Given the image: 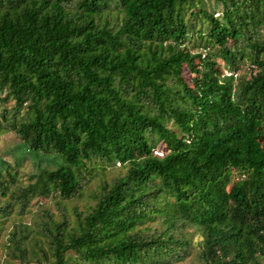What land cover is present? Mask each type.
<instances>
[{
	"label": "trees",
	"instance_id": "1",
	"mask_svg": "<svg viewBox=\"0 0 264 264\" xmlns=\"http://www.w3.org/2000/svg\"><path fill=\"white\" fill-rule=\"evenodd\" d=\"M212 1L0 0V264H264V0Z\"/></svg>",
	"mask_w": 264,
	"mask_h": 264
},
{
	"label": "rangeland",
	"instance_id": "2",
	"mask_svg": "<svg viewBox=\"0 0 264 264\" xmlns=\"http://www.w3.org/2000/svg\"><path fill=\"white\" fill-rule=\"evenodd\" d=\"M206 4L210 7L213 4V1L212 0H206ZM249 66H250L249 62L240 64L238 66V68L234 70V72L237 73L236 78H238L239 76L240 77L245 76V74L248 75L247 69ZM222 68H224V67H222ZM191 77L192 76L190 73H187V72L184 73V78H185L186 82L190 83ZM17 144H18V140L13 134H11V133L1 134V136H0V152H2L5 159L10 160L12 154H18L19 153V151H16V153L13 152L14 147ZM154 149H155L154 152L157 154L162 153L164 150L161 143L156 144V147ZM19 155H20V153L16 156H19ZM33 159H34L33 156L30 154L25 155L24 159H22V164L25 165V170L28 173H29L28 165H30V166L33 165V163H34ZM20 161H21V159L19 160V162ZM117 167H119V165H117ZM118 171H119L118 168L111 167V168H109L108 172L106 173V177L110 178L111 176L115 175ZM22 175L24 176V173H22ZM25 176H27V174H25ZM96 183H97V180H95V179H91L89 181V183L84 187L85 195H88L89 193L92 192L91 190H93L96 187ZM63 203L66 204L67 201H63ZM40 206H43V205L39 204V206H36V207H35V205H32L30 208L27 209V211H26L27 213L24 215V217L27 219L31 215V212ZM80 206H81V204H80ZM179 264H196V262H194L192 258L188 257L187 259H185L183 262H181Z\"/></svg>",
	"mask_w": 264,
	"mask_h": 264
},
{
	"label": "built area",
	"instance_id": "3",
	"mask_svg": "<svg viewBox=\"0 0 264 264\" xmlns=\"http://www.w3.org/2000/svg\"><path fill=\"white\" fill-rule=\"evenodd\" d=\"M224 73H225V74H228V75H230V74H232V73H233L234 75L236 74V73H234V72H232V71H229V70H227V69H224Z\"/></svg>",
	"mask_w": 264,
	"mask_h": 264
},
{
	"label": "clouds",
	"instance_id": "4",
	"mask_svg": "<svg viewBox=\"0 0 264 264\" xmlns=\"http://www.w3.org/2000/svg\"><path fill=\"white\" fill-rule=\"evenodd\" d=\"M224 69H226V67H224V68H223V72H224ZM232 72H234V71H232ZM234 73H235V72H234ZM224 74H225V73H224ZM230 75H232V76H233L234 74L232 73V74H230Z\"/></svg>",
	"mask_w": 264,
	"mask_h": 264
}]
</instances>
